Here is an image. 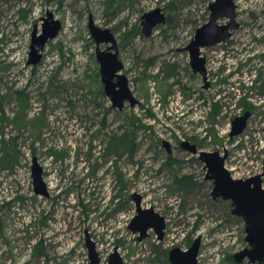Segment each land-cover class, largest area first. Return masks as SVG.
I'll list each match as a JSON object with an SVG mask.
<instances>
[{
  "label": "rangeland",
  "instance_id": "rangeland-1",
  "mask_svg": "<svg viewBox=\"0 0 264 264\" xmlns=\"http://www.w3.org/2000/svg\"><path fill=\"white\" fill-rule=\"evenodd\" d=\"M212 1L0 0V158L5 141L18 152L14 170L0 163V264H91L88 237L99 264L114 253L124 264H173L170 250L187 251L198 238V264H264L234 258L250 247L245 222L231 199L213 197L206 164L180 147L228 150L238 179L264 173V0H234L238 28L202 48L205 80L186 47ZM157 7L166 22L147 36L142 16ZM49 12L61 28L29 64L33 32L42 33ZM91 19L117 38L135 106L114 107L104 93ZM244 102L256 115L231 138ZM122 133L132 154L108 149ZM34 156L47 197L34 191ZM184 176L192 188L178 187ZM133 194L165 217L163 238L151 229L140 240L130 228Z\"/></svg>",
  "mask_w": 264,
  "mask_h": 264
},
{
  "label": "water",
  "instance_id": "water-1",
  "mask_svg": "<svg viewBox=\"0 0 264 264\" xmlns=\"http://www.w3.org/2000/svg\"><path fill=\"white\" fill-rule=\"evenodd\" d=\"M236 3L234 0H214L210 3V18L208 22L200 26L194 38L186 47L190 53V64L195 73L203 75L207 80L206 57L202 54V48L214 46L231 38L233 30L238 28ZM228 18L225 24H219V19ZM45 24L42 33H37V28L33 32L30 46L29 64H38L42 58V50L46 43L56 37L61 28V22L53 19V14L49 12L44 18ZM166 22L164 9L157 7L143 14L142 26L145 35L150 36L155 27ZM54 24V26H52ZM91 34L97 44V59L100 63V73L105 85L106 94L112 100L113 106L123 109L128 101L135 106L139 101L136 99L129 86V79L122 72L125 65L119 57V46L117 38L109 28L97 26L91 19ZM102 44H107L102 48ZM251 112H245L236 116L230 131V137L234 138L244 132L247 127V120ZM166 145L169 141L164 140ZM183 147L194 154L199 155V159L206 164L207 178L213 179L215 186L213 194L222 195L225 199H231L233 213L243 217L246 226V240L250 247L236 253L234 258L238 262L249 258L250 262H264V187L262 174L251 176L249 178H235L226 167V160L229 157L228 150L207 151L199 149L197 144H191L184 140ZM44 169L38 162L36 156L33 157V179L34 191L38 195L49 196V187L43 176ZM138 206V213L132 219L130 228L134 232H140L139 239L147 236L148 230L154 228L156 232L163 236L166 222L165 217L159 214L154 207L141 208V197L139 194H133ZM89 247V256L91 264H99V254L90 238L87 239ZM201 239L194 241L187 251L179 247L170 250V260L173 264H198L197 256ZM111 264H124L118 253L110 257Z\"/></svg>",
  "mask_w": 264,
  "mask_h": 264
},
{
  "label": "trees",
  "instance_id": "trees-1",
  "mask_svg": "<svg viewBox=\"0 0 264 264\" xmlns=\"http://www.w3.org/2000/svg\"><path fill=\"white\" fill-rule=\"evenodd\" d=\"M10 141L4 142L3 155L0 158V163L4 164L5 167L14 170V166L17 163L18 152L14 149L15 146L10 145ZM14 147V148H13ZM109 151L123 156L126 153H133L134 144L133 139L127 133H122V135L116 136L110 142ZM177 184L179 188L189 189L194 186L191 182L190 176H184L177 179Z\"/></svg>",
  "mask_w": 264,
  "mask_h": 264
},
{
  "label": "flooded vegetation",
  "instance_id": "flooded-vegetation-1",
  "mask_svg": "<svg viewBox=\"0 0 264 264\" xmlns=\"http://www.w3.org/2000/svg\"><path fill=\"white\" fill-rule=\"evenodd\" d=\"M102 79V78H101ZM103 81V80H102ZM104 84V83H103ZM106 92V90H105V85H104V93ZM128 102V101H127ZM126 102V103H127ZM126 103H125V105H126ZM138 104V103H137ZM243 107H242V109H243V112L240 114V115H242V114H244L245 112H251V115L249 116V118H248V120H247V126H248V124H249V122H250V120L256 115V112L253 110V108H251V106L248 104V103H246V102H244V104L242 105ZM236 116H238V115H236ZM236 116H234V118H233V120H232V125H233V121L235 120V118H236ZM247 128V127H246ZM162 143H163V145L167 148V151H168V153H170V154H173V152H174V147H173V145L171 144V142H169V145H166L165 144V142L164 141H162ZM191 144H193V143H191ZM198 147H199V145H197ZM180 147L181 148H183L184 150H185V148L183 147V141H182V143H180ZM199 149H202V148H200L199 147ZM192 153V152H191ZM194 154V153H193ZM195 155H198V154H195ZM199 156V155H198ZM258 174H260V173H258ZM258 174H255V175H258ZM255 175H253V176H255ZM251 177V176H250ZM262 178H263V183H264V173L262 174ZM213 180V179H212ZM264 187V186H263ZM140 195V197H141V208H143L142 206V200H143V196L141 195V194H139ZM212 195H213V197L214 198H219V197H222V198H224L222 195H214L213 193H212ZM225 199V198H224ZM227 200H229V199H227ZM232 203V202H231ZM145 209V208H144ZM137 213H138V206H137ZM137 215V214H136ZM241 217V216H240ZM243 218V217H242ZM244 220V219H243ZM244 222H245V220H244ZM151 229H154V228H151ZM151 229H149V230H151ZM166 229V228H165ZM165 229L163 230V236L161 237V238H163L164 236H165V234H166V231H165ZM245 229H246V226H245ZM149 230H148V233H147V236H148V234H149ZM145 238V237H144ZM247 259V258H246ZM249 259V258H248ZM245 260V259H244ZM243 260V261H244ZM249 261H250V259H249ZM252 263V262H251ZM256 263H264V262H256Z\"/></svg>",
  "mask_w": 264,
  "mask_h": 264
}]
</instances>
